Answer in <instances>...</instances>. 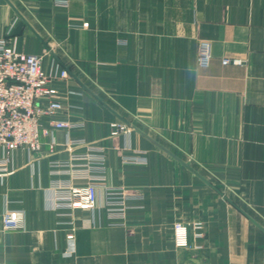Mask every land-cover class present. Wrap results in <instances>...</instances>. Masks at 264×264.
Listing matches in <instances>:
<instances>
[{"label":"crops","instance_id":"crops-1","mask_svg":"<svg viewBox=\"0 0 264 264\" xmlns=\"http://www.w3.org/2000/svg\"><path fill=\"white\" fill-rule=\"evenodd\" d=\"M66 2L0 0V39L67 72L53 88L73 125L52 132V152L41 137L40 153L0 163V264H264V0ZM79 139L104 148L105 170L97 209L69 225L51 188L70 179L68 150L83 148L66 143ZM136 152L144 163L124 162ZM102 185L126 193L122 217L105 212ZM5 209L22 230L3 229Z\"/></svg>","mask_w":264,"mask_h":264},{"label":"built area","instance_id":"built-area-1","mask_svg":"<svg viewBox=\"0 0 264 264\" xmlns=\"http://www.w3.org/2000/svg\"><path fill=\"white\" fill-rule=\"evenodd\" d=\"M56 5H66V0H54ZM211 45L208 42L198 43L196 61L199 67L208 66L211 59ZM240 64L239 60L223 59L222 65ZM68 76L65 70L58 75L45 72L41 68V59L34 55L24 54L15 49L8 39H0V163L6 164L12 154L23 149L30 157L41 152V137H49L48 150L56 146L52 132L68 131L72 124L59 119L62 104L53 85ZM47 124L41 125V120ZM111 136L127 133L123 125H110ZM68 146H82L81 152L69 149L70 156L65 162L67 175L71 180L87 179L84 186H74L71 180L55 181L52 185L51 208L64 212L72 224V213L76 210L93 213L97 209L98 185L95 181L102 179L105 170L106 155L103 147L82 140H67ZM66 146V147H68ZM135 153L124 157L125 163L141 164L144 159ZM58 166V165H56ZM60 166V165H59ZM62 172V171H60ZM104 208L108 216L122 217L126 209L127 195L122 189L108 188L102 185ZM2 226L5 231H20L24 226V215L19 211L8 210L2 214ZM173 239L176 247H186L188 226L175 223ZM68 245L73 243V235L67 234ZM72 248V247H71ZM71 251V250H70ZM69 251V252H70Z\"/></svg>","mask_w":264,"mask_h":264}]
</instances>
